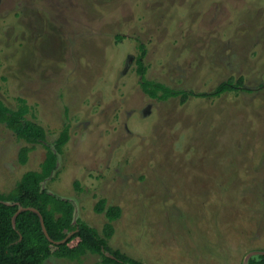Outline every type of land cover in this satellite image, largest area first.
Returning a JSON list of instances; mask_svg holds the SVG:
<instances>
[{"label": "rangeland", "instance_id": "obj_1", "mask_svg": "<svg viewBox=\"0 0 264 264\" xmlns=\"http://www.w3.org/2000/svg\"><path fill=\"white\" fill-rule=\"evenodd\" d=\"M142 46V47H141ZM146 78L189 93L152 98ZM244 87L218 96L224 81ZM68 128L43 186L145 264H246L264 253V0H0V99ZM44 143L0 124V192L40 170ZM31 147L21 163L22 147ZM45 264H103L87 253Z\"/></svg>", "mask_w": 264, "mask_h": 264}, {"label": "trees", "instance_id": "obj_2", "mask_svg": "<svg viewBox=\"0 0 264 264\" xmlns=\"http://www.w3.org/2000/svg\"><path fill=\"white\" fill-rule=\"evenodd\" d=\"M145 54L143 48L137 59L143 91L152 98L181 97L186 101L189 93L146 78ZM241 87H244L243 77L230 78L214 92L200 95L218 96ZM29 110L24 98H20L17 109H11L0 99V124L6 125L18 139L45 144L46 130L27 118ZM69 138V130L65 128L53 145L45 144L47 153L40 170L26 171L12 190L0 192V264H45L51 257L77 260L87 253L101 255L103 264H145L109 246L107 237L113 232L112 222L121 215L119 206L107 207L105 199L96 204L95 210L105 212L109 221L104 230L107 237H103L96 228L76 217L71 199L58 196L43 186L57 171L59 157ZM30 150L28 146L21 148V163L28 161ZM246 264H264V253L250 257Z\"/></svg>", "mask_w": 264, "mask_h": 264}]
</instances>
